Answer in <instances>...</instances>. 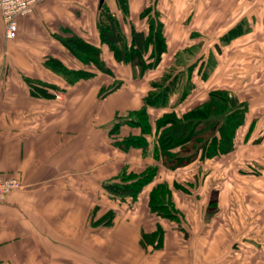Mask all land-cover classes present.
<instances>
[{"label":"crops","instance_id":"crops-1","mask_svg":"<svg viewBox=\"0 0 264 264\" xmlns=\"http://www.w3.org/2000/svg\"><path fill=\"white\" fill-rule=\"evenodd\" d=\"M154 1L167 53L157 69L142 78H136L137 71L130 66L118 64L108 47L101 45L99 0H44L30 16L18 19L12 41L5 39L0 14V175L21 183L0 204V264H222L224 239L218 233L222 231L185 232L182 223L177 229L148 209L154 186L190 183L196 163L169 171L153 159L151 151L147 157L139 150L123 153L113 147L109 136L116 114L139 110L150 83L187 49L191 54L183 59L195 64L193 89L179 106L174 97L167 109H148L151 127L165 113L182 114L200 105L212 91H227L247 104L234 150L226 155H231V164L221 169H235V252L244 254L236 257L235 264H264V0L250 4ZM150 2L127 0L128 21L138 31H146L140 16ZM104 3L129 38L117 0ZM232 30L235 38L215 51ZM71 36L99 48L110 74L82 66L60 42ZM50 59L61 62L68 72L83 70L93 77L65 78L47 68ZM209 62L213 66L203 79ZM116 84L119 89L101 96ZM39 88L41 92L36 91ZM138 134L125 126L119 133L121 138ZM152 166L158 167V174L133 209H122L103 193L102 184L124 168L140 172ZM185 192L174 191L172 202L187 221L193 203L186 202L191 189ZM95 209L94 222L109 211L119 216L114 227L91 226ZM158 228L164 232L162 248L147 256L141 247L142 234ZM191 234L204 238L189 254L185 237ZM193 254L197 255L193 258ZM213 255H219L215 262Z\"/></svg>","mask_w":264,"mask_h":264},{"label":"trees","instance_id":"trees-1","mask_svg":"<svg viewBox=\"0 0 264 264\" xmlns=\"http://www.w3.org/2000/svg\"><path fill=\"white\" fill-rule=\"evenodd\" d=\"M117 2L122 22L129 26L130 36L125 37L121 31L120 20L104 3L97 20L100 43L108 47L118 64L130 66L137 71L136 78H142L144 73L157 69L162 56L167 53L162 18L156 10L155 1L151 0L149 7L140 16L145 20L146 31H138L128 21L127 0ZM233 38L235 30L229 31L221 38V45L215 46L216 51ZM60 42L82 66H93L98 72L110 74L100 59L99 48L76 36ZM186 54L190 55L191 51L187 49L177 55L174 64L165 69L157 81L150 83V90L143 98L139 110L116 114L109 130L114 148L123 153L139 150L144 157L151 151L153 159L169 171L184 169L206 160L219 159L234 150L235 136L237 130L243 126L247 104L239 102L235 96L224 90L209 92L205 102L185 113L178 114L172 110L163 114L155 120L154 129L151 127L148 109H167L171 98L174 97L175 106H179L193 89L191 74L195 64L191 65L188 60L183 59ZM46 66L73 81L93 77L92 73L83 70L68 72L62 63L55 59L48 60ZM207 66L202 73L203 79L213 64L209 63ZM119 87L120 84H116L111 89L103 91L101 96ZM36 91L41 92L40 88ZM124 126L137 129L139 134L121 138L119 133ZM151 138L152 142L149 141ZM157 174V166L147 167L140 172L124 168L117 177L103 183L101 188L105 196L117 206H124L128 200L133 205L138 202L145 187L154 182ZM174 191L188 190L178 183H173L171 187L168 184L154 186L148 195V209L150 213L168 220L178 229L183 217L172 202ZM96 211L97 209L91 216V226L111 228L114 225V212L109 211L101 220L94 222ZM163 237L164 232L160 228L156 232L142 234L141 247L145 249L151 246L154 251H158L162 248Z\"/></svg>","mask_w":264,"mask_h":264},{"label":"rangeland","instance_id":"rangeland-1","mask_svg":"<svg viewBox=\"0 0 264 264\" xmlns=\"http://www.w3.org/2000/svg\"><path fill=\"white\" fill-rule=\"evenodd\" d=\"M230 156L231 155L223 159L219 158L212 161L206 160L200 164L196 163L198 167H196V165L194 166L195 169L197 168L195 177L190 179V183H185V181H183V185L188 191L189 189L192 191L191 194L187 191V196L190 195L191 199L187 198L189 201L187 200L186 202L193 204L189 206L191 214L187 215V221H185L186 217L182 214V226L186 230L185 232L215 233L217 229L222 231L223 233L218 232L222 234L224 239L222 252L224 258L222 259V264H235L237 256L239 258H243L244 256L241 252H235V246L237 244V241H235V169H221L223 168L221 165L229 166L231 164L232 158ZM226 160L227 162H225ZM220 198L225 201L224 204L220 203ZM130 202L131 201L128 200L121 208L127 207V209H133L132 207L136 204L132 205ZM195 202H197V205ZM117 219H119V216L117 217L115 215L114 222ZM114 225H112L111 228H113ZM212 227L213 230L211 231ZM185 238L188 239L186 241L188 253L191 254L195 246L203 243L204 237L199 236V234H191L189 236L187 235ZM212 239L215 242V238ZM245 245H247V243ZM144 250L147 256L154 253L151 246L146 247ZM195 255L197 254H193V258ZM218 256L219 255H213L211 260L215 262Z\"/></svg>","mask_w":264,"mask_h":264},{"label":"built area","instance_id":"built-area-1","mask_svg":"<svg viewBox=\"0 0 264 264\" xmlns=\"http://www.w3.org/2000/svg\"><path fill=\"white\" fill-rule=\"evenodd\" d=\"M44 0H0V14L3 22L4 36L7 41L16 39L18 19L30 16L34 7ZM250 4L255 0H241ZM59 96H57L58 98ZM21 188V183L16 179L5 178L0 175V204L6 198ZM130 201V200H129ZM131 203V202H130Z\"/></svg>","mask_w":264,"mask_h":264},{"label":"water","instance_id":"water-1","mask_svg":"<svg viewBox=\"0 0 264 264\" xmlns=\"http://www.w3.org/2000/svg\"><path fill=\"white\" fill-rule=\"evenodd\" d=\"M104 1H105V0H99V8H100V9H101V7L103 6Z\"/></svg>","mask_w":264,"mask_h":264}]
</instances>
